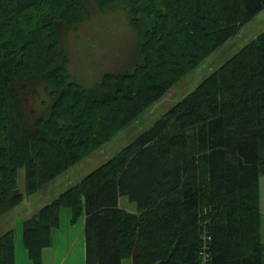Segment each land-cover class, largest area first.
I'll return each instance as SVG.
<instances>
[{
    "label": "trees",
    "instance_id": "1",
    "mask_svg": "<svg viewBox=\"0 0 264 264\" xmlns=\"http://www.w3.org/2000/svg\"><path fill=\"white\" fill-rule=\"evenodd\" d=\"M123 7L129 68L84 87L68 34ZM264 10V0H0V218L90 157ZM132 70H131V69ZM24 171V189L18 175ZM264 30L112 158L22 221L42 264L60 225L84 216L85 264H264ZM136 204L131 213L119 199ZM0 235V264H16Z\"/></svg>",
    "mask_w": 264,
    "mask_h": 264
},
{
    "label": "rangeland",
    "instance_id": "2",
    "mask_svg": "<svg viewBox=\"0 0 264 264\" xmlns=\"http://www.w3.org/2000/svg\"><path fill=\"white\" fill-rule=\"evenodd\" d=\"M263 30L264 10L245 24L235 37L186 74L159 101L146 108L90 157L45 185L40 191L26 197L23 203L12 212L1 217L0 235L13 230L16 235L18 253L19 249L23 248L22 221L27 216L34 214L41 206L112 158ZM65 46L71 77L84 87H92L100 80L103 73L120 72L130 67L136 53L137 36L129 26L125 10L121 7L109 13L94 11L90 20L68 34ZM263 181L264 177L261 179V182ZM18 189L21 191L24 189L22 169L18 175ZM119 205L128 212H137L136 204L130 202L127 197H121ZM64 211L66 209L62 213ZM122 264H132V262L130 259H124Z\"/></svg>",
    "mask_w": 264,
    "mask_h": 264
},
{
    "label": "crops",
    "instance_id": "3",
    "mask_svg": "<svg viewBox=\"0 0 264 264\" xmlns=\"http://www.w3.org/2000/svg\"><path fill=\"white\" fill-rule=\"evenodd\" d=\"M261 179L260 209L264 245V181L261 182ZM63 210H61L60 225L53 231L52 244L43 251L42 264H85L84 216L72 224L70 223V212L66 210L62 213ZM17 251H15L16 264H30L24 249L20 248L18 253Z\"/></svg>",
    "mask_w": 264,
    "mask_h": 264
},
{
    "label": "built area",
    "instance_id": "4",
    "mask_svg": "<svg viewBox=\"0 0 264 264\" xmlns=\"http://www.w3.org/2000/svg\"><path fill=\"white\" fill-rule=\"evenodd\" d=\"M209 239L210 238L208 236L203 237V247L201 250V254H202L201 264H209V256H208L207 246H206Z\"/></svg>",
    "mask_w": 264,
    "mask_h": 264
}]
</instances>
